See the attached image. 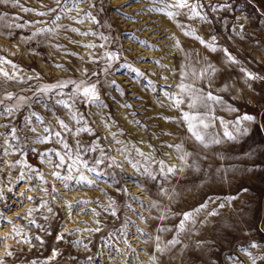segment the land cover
Masks as SVG:
<instances>
[{"label":"rangeland","instance_id":"1","mask_svg":"<svg viewBox=\"0 0 264 264\" xmlns=\"http://www.w3.org/2000/svg\"><path fill=\"white\" fill-rule=\"evenodd\" d=\"M228 2L233 5L232 11L210 13V22L207 24L199 20L188 21L183 15L177 19L181 23L190 24L197 34L206 40L215 35L216 44L228 48L240 61V64L230 66L225 63L223 53H211L198 41L185 36L176 23L165 15L139 11L150 5L151 0L128 3L119 13L115 9L126 4L127 0H94L96 7L93 9H89L88 0H84L79 7L90 10L99 23H92L85 18V22L80 24L68 19V16L79 18L83 16L82 12L73 10L66 16L61 11L60 24L79 28L82 32L91 30L103 33L112 41L106 44L108 50L119 51L121 46L123 47V57L114 62V71L111 75L102 72L104 61L99 59L95 63L89 61V54L98 57L104 49L83 47L90 42L97 45L105 43L98 36H82L61 28L57 29L56 34L42 33L25 43L21 38L31 36L37 28L52 27L50 20L55 13L42 17L34 12H23L17 6L0 5V17H3L0 19V57L11 60L19 66L15 70L6 64L0 67L5 68L10 74L16 71L19 77L25 78L23 82H18L8 81L0 76V99H4L7 93L14 94L11 100L4 99L0 112L4 106L20 105L12 116L6 113L0 114V124L8 125V127H0V133H7L0 135V189L4 191V199L0 200V214L7 218L5 221H0V237L6 234L9 236L0 240V256L5 252V245L10 246L9 250L14 253L12 257H6V264H32L33 261L37 264L44 262L46 264H153L148 255L155 253V242L147 236H140L136 231L137 228L152 237L159 234L163 246L178 233L176 231L157 233L156 229L161 225L175 228L179 216L169 214V218L163 222L147 216L157 217L161 211L169 208L172 213L189 211L206 202L208 207L196 217L195 229L187 233H179L180 244L163 254L155 253L156 264H231V261L226 259L230 255H238L244 264H250L248 258L239 251L240 246H246L250 240L261 247L250 248L249 251L255 256L264 255V81L246 80L239 71L243 67L264 77V13L254 0H228ZM19 3L37 11L43 10L42 5L55 7V0H19ZM68 7H72L71 0ZM125 14L134 16L135 20L127 19ZM237 17L240 19L238 20ZM244 17L247 19H243ZM36 21L43 23H35ZM16 24L25 26L17 28ZM240 24L244 27L241 28ZM7 25L13 26L9 28ZM145 28L146 31H141ZM131 33L146 40L148 44L134 42L129 38ZM173 34L181 42L183 50L170 49L175 40L167 37ZM72 40L81 43L73 44L70 42ZM57 45L60 47H56ZM150 45L157 47L153 48ZM196 53L199 54V64L196 63ZM140 57L145 59L141 60ZM157 60L168 66L172 64V68H169L174 71L170 72L161 67L155 62ZM125 62L144 71L147 79L156 83L157 90L151 91L147 87V79L136 77L135 73L122 67ZM209 62L218 69L214 77L210 75L205 81L198 80L200 84H196L189 75L185 83H194L196 88H203L205 92L212 91L215 95L222 96L226 104L239 111L230 112L225 107L213 105V102L209 101L208 104L210 103L215 111L206 117V122L223 128L219 122L222 118L229 122V130H231L235 124L230 121L233 122L239 114L249 113L257 118V123L249 122V131L244 135L245 138L242 136L235 141L226 138L224 147L217 154L218 178L211 180L210 184L207 183L206 176L191 182L189 171L193 168L190 161H181L178 158L181 153L167 147L168 144L183 143L185 151H193L188 143L192 138L186 130V125L176 122L179 121L181 112L175 108L161 107L156 103L157 99L164 104L169 103L163 96L160 86H165L166 90L173 94L179 92V88L168 86L180 82L178 73L182 65H187L189 71L195 69L199 73ZM83 69H87L86 74L82 72ZM94 72L98 75H92ZM37 74L40 79L27 80V77H35ZM162 76L168 79L165 81L161 79ZM97 79L100 80L101 97L107 108L101 109L95 105L77 102L73 110H78L85 117L80 123L72 119L67 109L56 104L57 99H68L73 91L72 85L43 97L38 98L33 95L38 87L60 80H85L87 83H93ZM112 79L118 82L123 94L116 86L108 83ZM208 84L212 87L209 88ZM225 84L229 86L228 90L222 91ZM249 84L251 88L248 87ZM17 97L29 99L19 100ZM125 104L131 107H123ZM181 108L183 111L206 112V108L190 110L187 104L182 105ZM33 113L42 117L44 124H41ZM163 117L175 119L165 120ZM58 118L64 120L72 131H64L57 122ZM136 121L140 123L137 124ZM45 127L53 132H61L73 153L79 147L77 141L84 148L91 143H99L106 152L110 149L109 154L123 170L107 167L110 162L106 161L105 164L98 166L103 175L96 177V185L73 183L71 190L65 189L61 181L51 175L54 170L53 165L43 161L39 153L55 149L64 154L68 150L64 149L59 139L55 137L46 143L35 142L37 134L48 135ZM81 127H90L93 131L80 132L77 135L76 129ZM11 128L16 129L15 135L18 139H12ZM30 128H35L36 131H30ZM111 133H116L115 138ZM236 135L239 136L238 133ZM6 140L8 143H5ZM116 140L122 143L117 144ZM9 144L13 147L9 148ZM5 148H8L7 155L3 151ZM120 148H126V154L118 151ZM136 148L146 151L145 154L151 153L157 161L163 159L170 166L180 164L184 166V170L178 171L175 177H170L167 181L160 176L153 181L142 174L147 162L137 154ZM169 149L175 154V160L165 155ZM223 152H226L225 155ZM50 155L53 161L59 162L58 157L54 154ZM80 155L83 159H88L91 164L99 152H81ZM129 159L133 163L139 162L141 171L134 170L128 163ZM17 160H23L42 172L47 183L41 181L35 172L31 173L33 178L29 180L28 170L23 165L15 168L9 166ZM67 163H70V160L66 157ZM151 168L154 174H158L156 163H152ZM60 171L64 174L65 169L62 168ZM81 171L86 172L83 168ZM21 172L26 174L24 180H19ZM94 175L89 174L90 178ZM161 185L168 191V195L160 192ZM53 186L64 199L52 191ZM207 186L218 189L212 188L200 195ZM32 188L35 190H30ZM43 188L48 189L47 195L41 190ZM124 189L126 191H123ZM189 193L192 194L189 196ZM29 196L33 199L27 200ZM41 197L48 201L46 207H39L42 202ZM134 197H138L139 200L133 199ZM224 197H235V199L225 202ZM209 198H212L211 202ZM76 200L82 201L79 206L72 209L66 206V201ZM113 201H115L116 216L111 214V210L105 211ZM139 201H143V204ZM153 201L158 207H149ZM221 203L224 204L223 208L219 207ZM6 204L7 208H5ZM49 207L52 209L51 212L48 211ZM30 208H38V211L33 212L29 218L35 220V224L23 218L27 216V210ZM212 211L218 214L209 216L208 213ZM141 214L144 219L141 218ZM45 216L48 217L47 220L44 219ZM125 222H127L126 236L122 235ZM37 225H43L45 231ZM13 226L17 230L22 229L19 235L13 233ZM96 228H100V231H89ZM189 228L191 229V226ZM60 233L65 234L63 240L56 239ZM113 233L115 235H111ZM35 236H40L44 241L43 244L34 239ZM29 240L30 242H27ZM198 241L203 242L199 247ZM53 249H56L59 255L54 260H48ZM256 264L262 262L257 260Z\"/></svg>","mask_w":264,"mask_h":264},{"label":"snow or ice","instance_id":"2","mask_svg":"<svg viewBox=\"0 0 264 264\" xmlns=\"http://www.w3.org/2000/svg\"><path fill=\"white\" fill-rule=\"evenodd\" d=\"M84 0H71L72 7L69 8V0H55V7H47L46 5H42L43 10L37 11L33 8L24 7L19 3V0H0V5H13L20 7L21 11L23 12H34L37 16H49L50 14L55 13V15L50 20V23L52 27H41L37 28L31 36L29 37H22L21 39L27 43L29 40L34 39L36 36L47 33V34H56L57 29H66L70 30L71 32L78 33L80 35H93L98 36L100 40L104 41L105 43H101L99 45L95 43H87L84 44L83 47L85 48H101L104 49V51L98 56L93 57L91 54H89V61L92 63H95L97 59L104 61V66L102 68V72L105 75H111L114 71L113 65L114 62L121 60L123 57L124 49L121 46L119 51L114 50H108L106 48V44L112 43V41L109 39V37L105 36L103 33H98L94 31H84L82 32L79 28L76 27H70L68 25H62L59 23L61 16L60 12L63 11L64 14L67 16L68 12H71L73 10L77 12H82L83 16H80L79 18L77 16H68V19L73 20L77 23L83 24L85 22V18L90 20L92 23H99L94 15H92L90 10H84L79 7L81 3H83ZM139 0H127V3L124 5H121L120 8L115 9L118 13L121 11L122 8L127 7L128 3H137ZM89 9H93L96 7V4L94 3V0H88ZM233 5L228 2V0H151L150 5H146L144 8L140 9L139 11H147V12H154L165 15L169 20L174 21L176 23V26L181 29L183 34L187 37H191L194 40L198 41L201 45H203L206 49H208L211 52H221L223 53V56L225 58V63L227 65H238L240 64V61L236 59L235 56L232 55V53L228 50V48L219 47L216 44L217 37L215 35L211 36L209 40H206L203 36L198 35L196 30L191 27L190 24L181 23L177 17L183 15L186 17L188 21H196L199 20L205 24L210 22V13H217L220 11H232ZM103 10V9H101ZM127 19L135 20L134 16L125 14ZM3 17H0L2 19ZM239 20L240 18L237 17ZM243 19H247V17H244ZM35 23H43L42 21H36ZM13 25H7V27L11 28ZM24 24H16L15 27L17 28H23ZM240 27L243 28L244 25L240 24ZM147 29H141V31H146ZM129 38L132 39L134 42H139L141 44L147 45L148 42L146 40H142L141 38L137 37L135 33L129 34ZM170 39H174L175 43L170 46L171 48H177L180 50H183L181 46V42L179 39H176L174 34L170 37H167ZM73 44H80L81 42L72 40L70 41ZM153 48H156V45H150ZM56 47H60L57 45ZM130 51V49H129ZM75 55V53H73ZM197 59L196 63H200L199 54H195ZM83 59V57H81ZM141 60H144V57H140ZM190 59V57H189ZM206 59V58H205ZM158 65H160L163 68L168 69V71L173 72L174 70L169 68L166 64H161L159 60L155 61ZM10 65L14 70L18 69V65L14 64L11 60H8L4 57H0V65ZM122 67L130 70L131 72L135 73L136 77L147 79L146 73L140 69H137L133 67L131 64L125 62L121 65ZM57 67H63V65H57ZM187 65H182V70L178 73L180 76V82L177 85H169L168 87H177L179 88L178 93H171L166 90L165 86H160L162 90V94L164 97L167 98L169 101L168 104H164L159 99L156 100V103L159 104L161 107H171L175 108L178 111L181 112V116L179 121H176L177 123H182L186 125V130L188 133L191 134V138L194 139L196 142L200 143L204 147H208L210 144H219L221 141L219 139H216L215 137L208 138L203 129H208L210 127V124L206 122V117L214 112V108L210 107L207 103L208 101L213 102V105H220L221 107H225L230 112H238L239 110L232 107L231 105H228L225 103L222 96L215 95L212 91L205 92L203 88H196L194 83H185V79L191 75L194 80H200L205 81L209 76H215L218 69L211 64L210 62L207 63V66L202 68L199 73L195 71V69L185 70L187 69ZM239 71L244 75L246 80L256 81V80H262L264 81V77L258 76L253 72L248 71L246 68L241 67ZM82 72L84 74L87 73V69H83ZM154 74V73H153ZM92 75L97 76V73H93ZM0 76H3L8 81H18L23 82L24 77H19L16 71H13L11 74L5 70V68L0 67ZM33 79H40L39 74L35 77H27V80H33ZM161 79L167 80L168 77L162 76ZM134 82H139L134 80ZM108 83L116 86L117 90L121 91V94H123V89L120 88V85L115 79H112L108 81ZM69 85L73 86V91L70 93L68 99H57L56 104L63 106L65 109L69 111L71 114V117L73 120H76L77 123H80L85 119L84 115L79 113L78 110H73L74 105L77 102L83 103V104H90L95 105L98 108H107V104L101 97V91H100V80L97 79L96 82L93 83H87L85 80L75 81V80H60L56 83L46 84L43 86L38 87L33 95L36 97H43L50 93H54L56 90H62L64 88H67ZM147 87L150 88L151 91L155 92L157 90V85L155 82H153L150 79H147ZM208 87L210 88L211 85L208 84ZM228 85L225 84L222 88V91L228 90ZM249 88H251V85H248ZM13 93H7L6 97L4 99L11 100L13 98ZM4 99H0V106L4 105ZM19 100H26L29 99L27 97H17ZM71 101V103L69 102ZM187 104V107L191 109H196L199 106L207 108L208 112L200 113V112H194V111H183L181 108L182 105ZM20 107L19 104L13 106V107H7L4 106L2 108V112L0 114L6 113L8 116H12L13 112L18 110ZM123 107H131V105L125 104ZM33 116H36V118L40 121L41 124H44V120L42 117H39L36 113H33ZM165 120H174L173 117H163ZM31 118H29V121ZM58 124L64 131H72L68 124L64 122V120L59 119L57 120ZM246 122L250 123H257L256 116L244 113L239 114L235 117L234 121L232 123L235 124V127L232 128V130H229V122L223 120L220 118V123L224 127L223 135L226 137L229 141H235L238 138L246 135L249 131V128L247 126L242 127V125H245ZM137 124H139V121H136ZM0 127H8V125L0 124ZM12 132V139L16 140L18 137L15 135L16 129L11 128ZM30 131L35 132V128H30ZM93 129L90 127H81L79 129H76V134L78 135L80 132H86L90 133ZM45 132L48 133V135L41 136L39 134L35 137V142L37 143H46L52 140L54 137L59 139V142L63 145V148L68 150L64 154H61L60 152L56 151L55 149H48L44 152L39 153L41 159L45 161L46 163L52 164L54 170L52 171L51 175L55 178L61 181L65 189L71 190L73 183L75 185H87V186H93L97 184L96 177H99L103 175L101 171H99L100 165L105 164L106 161H109L106 166L107 167H116L121 168V166L117 163L114 157H112L110 153V149L106 152L104 148L100 146L99 143H91L87 148H84L83 145H79V141H77V145L79 146L75 153L72 152L71 146L68 144L66 138H63L61 135V132H53L50 131L47 127H45ZM239 134L236 135V134ZM0 135H7V133H0ZM113 138H115L116 133H111ZM117 144H121L122 142L119 140L115 141ZM5 143H8L6 140ZM9 148H12L13 145L9 144ZM168 148L175 149L177 153H181L179 155V159L181 161H186L187 157L191 155L190 152L185 151L184 144L183 143H177V144H168ZM20 150V149H17ZM5 155L8 153V148H5L4 150ZM33 151H36L33 149ZM99 152V155L96 156L91 164L89 163L88 159H83L80 155L81 152L85 153H96ZM118 151H121L122 153L126 154V148H120ZM136 152L139 156L143 157L144 160L147 162L146 166L142 169V174L146 176L147 178L155 181L157 180L158 176L163 177L164 180H169L170 177H175L177 175V172H183V168H177L176 165L169 166L166 164V162L163 159L156 160L151 153L145 154L142 150L139 148H136ZM54 154L56 157H58L59 162H55L51 159V155ZM165 155H169L168 153H165ZM66 157L68 160H70V163L66 164ZM47 158V159H46ZM127 159V155H126ZM128 163L131 165V167L136 171H141V165L139 162L133 163L132 160H128ZM156 163L158 165V174H154L153 169L151 168V164ZM18 165H23L25 168H27V178L31 180L33 177L31 173L35 172L37 177L41 180L47 183L45 181V177L42 172H40L38 169L33 168L31 165H28L23 160H17L13 163H11L9 166L12 168L17 167ZM64 168L65 172L64 174L61 173L60 169ZM81 168L85 169V171H81ZM121 170H123L121 168ZM87 173V174H86ZM89 174H95L92 178H90ZM25 173L21 172L19 176V180L25 179ZM30 190H35V188H32ZM45 194H48V189L43 188L41 189ZM11 191V189H9ZM52 191L55 192L57 195H60L61 199H64L63 195L59 193L57 189L53 186ZM117 191H121V189H117ZM123 191H126L124 189ZM160 192L163 195H168V191L161 185ZM23 195V193H21ZM4 199V191L3 189H0V200ZM27 200H32L33 197L29 196L26 198ZM41 199V204L39 207H46L48 204V201L44 199L43 197ZM133 199L139 200L138 197H134ZM171 199V197H170ZM219 199V198H217ZM232 199H235V197H224V201L228 202ZM212 198H209V202H211ZM82 201L76 200L74 202H68L66 201V206L69 209H72L73 207L79 206V204ZM141 204H143V201H139ZM83 203H88V201H83ZM115 201L112 202L111 205L108 206V208H105V211L111 210V214L113 216H116V208H115ZM130 207V206H129ZM149 207H158L157 203L155 201L152 202ZM208 207V203H202L194 208H192L189 211H183L180 213H172L171 209H166L164 211H161L160 214L157 217H150L152 219H157L161 222L166 221L169 218V214L171 215H177L179 216V222L175 226V228L168 227L165 225H161L156 229L157 233H165V232H173L176 231L179 233H187L190 230H194L195 226L197 224L196 217ZM220 208L224 207V204L221 203L219 205ZM5 208H7V204L5 205ZM38 211V208H30L27 210V216L23 217L24 219L29 220V223L35 224V220L29 219L32 216L33 212ZM48 211L51 212L52 209L49 207ZM95 213V209L92 210ZM218 213L216 211H212L208 213L209 216H215ZM70 215V213H69ZM96 215H99L96 213ZM19 216V214H18ZM141 218L144 219L143 215L141 214ZM45 220L48 219V217H44ZM7 220L6 217H4L2 214H0V221ZM8 223H11V221H7ZM99 223V221H97ZM42 231H45L43 225H37ZM191 226V229L189 228ZM124 230L122 231V235H127L126 229H127V222L124 223L123 226ZM21 230H17L15 226H13V233L16 235L20 234ZM89 231H100V228L96 229H89ZM137 233L140 236H147L148 239L154 240L155 242V253H165L170 248L175 247L177 244H180L181 241L178 238V234L176 236H173L172 239L168 240L163 246L161 245V236L157 234L155 237H152L149 233L144 232V230L137 228ZM70 234V233H68ZM111 235H115L114 233ZM9 238L8 234H6L4 237H0V240ZM65 238L64 233H60L56 236L57 240H63ZM34 239L38 240L41 244H43V239L40 236H35ZM27 242H30L27 241ZM73 243H79V241H73ZM147 243V241H145ZM201 241L197 242V246L199 247L201 245ZM8 245H5V252L3 256H0V264H6V257H12L14 255L13 251L9 250ZM261 245L257 244L255 241H248L247 245L240 246L239 251L242 252L250 261V264H256L257 260H260L262 264H264V255L255 256L251 251H249L250 248H259ZM155 253L149 254V259L153 261V264H156L157 261V255ZM59 255L56 249L52 250V255L48 257V260H54L56 256ZM227 260L231 261V264H244V261L240 259L238 255H230L226 258ZM32 264H37L36 261H33ZM46 264V262H44Z\"/></svg>","mask_w":264,"mask_h":264},{"label":"bare ground","instance_id":"3","mask_svg":"<svg viewBox=\"0 0 264 264\" xmlns=\"http://www.w3.org/2000/svg\"><path fill=\"white\" fill-rule=\"evenodd\" d=\"M200 52V51H199ZM212 53V52H211ZM209 55V54H208ZM187 57V56H186ZM180 60H182V58H180ZM172 64H169V67H171ZM172 68V67H171ZM182 70V69H180ZM185 70H189L188 68ZM196 84H200V82H198V80H195ZM212 85H214L212 83ZM215 86V85H214ZM213 86V87H214ZM212 87V86H211ZM177 89H175L176 91ZM179 90V89H178ZM174 91V92H175ZM230 92V91H229ZM231 93V92H230ZM209 102V101H208ZM207 102V103H208ZM211 102V101H210ZM210 107H213L210 103H209ZM214 108V107H213ZM218 108V107H217ZM174 109V108H173ZM196 109H200V110H205L204 107H201L198 105V107ZM226 109V108H225ZM222 110V109H221ZM220 110V111H221ZM215 111V110H214ZM206 112H208V109L206 108ZM222 112V111H221ZM224 113V112H223ZM225 114V113H224ZM216 116V115H215ZM224 120V119H223ZM220 122V121H219ZM230 123H232L230 121ZM218 124V123H217ZM248 124H250L249 122H246L245 125H243V127L247 126ZM223 126V125H222ZM230 129V127H229ZM232 130V129H231ZM202 131H204V133L206 134V136L208 138H212L215 137L216 139H219L221 141V143L219 144H210L208 147H204L203 145H201L200 143L196 142L194 139L188 140V143L191 145L190 147H192L193 151H190L191 155L189 157H187L186 160L190 161V165L192 166L193 170H188L189 173H191V175L189 176V180L192 182L194 180H198L204 176H206L207 179V183L210 184L211 180H214L216 178H218V167H216V162H217V154L218 151L221 150V148L224 147L225 142H226V137H224L223 132H224V127L221 128L216 124H210V127L208 129H203ZM143 137V136H141ZM139 137V138H141ZM245 138V136H244ZM228 140V139H227ZM244 140V139H243ZM242 140V141H243ZM144 144V143H143ZM147 145V144H146ZM139 147V146H138ZM143 150V147H141ZM231 150V149H230ZM146 152V151H143ZM227 152V151H226ZM225 152V153H226ZM221 153V152H220ZM224 153V152H223ZM222 153V154H223ZM224 153V155H225ZM168 154L171 158V160H175V154L173 153L172 149L168 150ZM220 157V156H219ZM231 161V160H230ZM175 162V161H174ZM176 163V162H175ZM226 163V162H225ZM170 166V165H169ZM177 168H183L184 170V166H181L180 164L176 165ZM229 168V167H228ZM227 171V170H226ZM193 172V173H192ZM225 176V175H224ZM223 178V177H222ZM225 178V177H224ZM204 179V178H203ZM228 180V179H227ZM226 181V180H225ZM212 183V182H211ZM218 184V183H217ZM221 184V183H220ZM228 184V183H227ZM232 184V183H231ZM214 185H216V183H214ZM220 186V185H219ZM227 186V185H225ZM231 187V186H230ZM218 189V187H204L202 192L200 193V195H202L205 192L210 191L211 189ZM223 188V187H222ZM234 189V188H233ZM189 190V189H186ZM223 190V189H222ZM227 191V189H226ZM192 193H189V196ZM188 195V193H187ZM198 196V194H197ZM182 200V199H181ZM183 202V201H182ZM178 203V202H177ZM180 203V202H179ZM147 211V210H146ZM150 211V210H149ZM150 215V214H149ZM147 217H151V216H147ZM150 219V218H149ZM146 220V219H145ZM146 222V221H145ZM144 222V223H145ZM149 222V221H148ZM146 225V224H145ZM148 255V254H147ZM149 256V255H148ZM143 258V257H142ZM150 260V259H149ZM147 261V260H146ZM143 264V263H142Z\"/></svg>","mask_w":264,"mask_h":264},{"label":"crops","instance_id":"4","mask_svg":"<svg viewBox=\"0 0 264 264\" xmlns=\"http://www.w3.org/2000/svg\"><path fill=\"white\" fill-rule=\"evenodd\" d=\"M256 5L263 11L264 13V0H254Z\"/></svg>","mask_w":264,"mask_h":264}]
</instances>
